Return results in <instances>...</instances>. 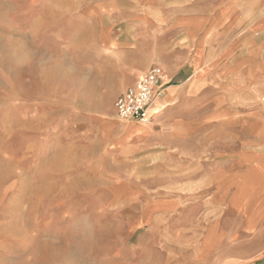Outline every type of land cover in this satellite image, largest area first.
<instances>
[{"label": "rangeland", "instance_id": "rangeland-1", "mask_svg": "<svg viewBox=\"0 0 264 264\" xmlns=\"http://www.w3.org/2000/svg\"><path fill=\"white\" fill-rule=\"evenodd\" d=\"M197 13L186 0H0V264H264V49L241 46L264 36L256 11L233 35V72L252 80L232 108H183L178 135L117 117ZM122 48L154 59L135 81Z\"/></svg>", "mask_w": 264, "mask_h": 264}, {"label": "crops", "instance_id": "crops-1", "mask_svg": "<svg viewBox=\"0 0 264 264\" xmlns=\"http://www.w3.org/2000/svg\"><path fill=\"white\" fill-rule=\"evenodd\" d=\"M186 1L190 6L198 8V13L190 17L191 21L187 20L190 24L181 27L179 24L173 25L176 26V34L181 33V41L175 45L168 44L167 41L166 45L161 44L158 62L167 76V86L159 102H167L169 105L165 104L161 110L158 109L159 113L155 115L154 121L157 118L158 126L165 123L163 127L176 135L182 131L179 120L182 119L183 108H232L233 95L244 91L247 82L252 80L246 74L235 71V68L233 72L230 55L234 47L233 35L243 34L247 37L251 10L256 11L254 31L264 34V0ZM256 40L243 41L241 46L264 49V36L261 41ZM209 43L217 51L215 56L207 60L203 48ZM194 47L197 50L190 60L187 49ZM122 49L124 50L118 54L125 63L117 64V67L121 70L123 80L135 81L148 70L154 59L151 55L132 53L130 48ZM186 65H190L189 71L186 70ZM254 76L257 80H262L258 73ZM233 80L239 81L235 87ZM205 81L211 83L206 84Z\"/></svg>", "mask_w": 264, "mask_h": 264}, {"label": "built area", "instance_id": "built-area-1", "mask_svg": "<svg viewBox=\"0 0 264 264\" xmlns=\"http://www.w3.org/2000/svg\"><path fill=\"white\" fill-rule=\"evenodd\" d=\"M167 86L165 71L152 67L136 84L126 90L116 104L117 117L124 122L150 124L158 114L157 101Z\"/></svg>", "mask_w": 264, "mask_h": 264}, {"label": "bare ground", "instance_id": "bare-ground-1", "mask_svg": "<svg viewBox=\"0 0 264 264\" xmlns=\"http://www.w3.org/2000/svg\"><path fill=\"white\" fill-rule=\"evenodd\" d=\"M161 105L158 107V109H160V108H163L164 107V105L166 104L167 105V102H163V103H160ZM161 110V109H160ZM161 112V111H160ZM159 113V112H158ZM143 125V124H142ZM151 125H153V123H150V124H144L143 126V128H145V127H147V128H150V126ZM140 132H141V135L143 136V137H145V136H148L149 134H150V130H147V129H143V130H140Z\"/></svg>", "mask_w": 264, "mask_h": 264}]
</instances>
